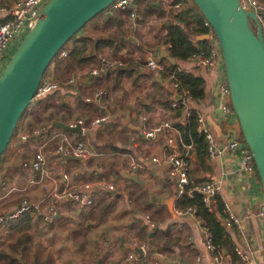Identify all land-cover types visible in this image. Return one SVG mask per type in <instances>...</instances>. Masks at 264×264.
Here are the masks:
<instances>
[{
  "label": "crops",
  "instance_id": "obj_1",
  "mask_svg": "<svg viewBox=\"0 0 264 264\" xmlns=\"http://www.w3.org/2000/svg\"><path fill=\"white\" fill-rule=\"evenodd\" d=\"M181 4L174 9L171 7L172 0H157L155 6L159 5L166 13H176L181 10ZM137 7L136 3L137 19L133 28L127 18L129 34L138 35L139 28L151 21H159L150 18V21L140 24ZM160 21L163 22V20ZM162 26L161 23L159 28L161 29ZM128 38L132 39L133 42L130 41L132 46L143 49L142 55L150 53L159 61L160 50H164L167 54L162 45L145 48L140 35L136 36L137 39L140 38L139 42L133 37ZM156 39L152 36L153 42ZM201 41H206V39L203 36H194L191 40L194 45ZM133 49L131 47L122 50L120 56L128 57V60L138 58L139 55ZM104 54V56L107 55V53ZM176 65L181 71L204 78V97L196 104V107L215 139L224 141H215V144L225 145L236 133L226 130L220 123L223 117L215 107L216 78L188 60L183 63L176 62ZM215 67H219L218 72L220 73L221 70L223 74L220 61ZM126 68L128 72L119 80V87L110 91L100 87L105 83L101 77L111 74L110 72L95 78L88 77L86 71H78L69 73L62 82H59L53 74L56 83L62 85L65 91L62 89L59 95V102L63 107H57L58 102H55L53 107L56 108L51 109L53 113L51 121L66 125L81 121L82 135L77 137L73 133L64 132L56 127L48 128V123L46 132L38 134V136L47 137L44 143H38L36 140L35 143L29 144L34 146L35 152L38 147L43 146L44 173L37 171L38 177L28 178L25 187L14 188L12 182L7 194L0 196V201L10 197L6 200L9 202L20 193L18 197H21V201L25 200L30 206L29 209L33 211L31 224L27 227V232L31 234V237L35 224L42 228V237L45 235L49 240L54 239L56 235H62L61 237H65L67 244L77 245L79 249L85 251L84 259L78 264H152L155 260L157 264H237L238 259L233 254V248L239 249L246 256L248 264H264V221L255 215L257 205L264 200L260 198L261 190L257 178L241 170L238 153L224 151L217 153L215 160L210 162L207 159L203 167L189 162L192 177L206 181H220L219 196L229 204L232 214L239 221V232L234 229H225L231 242V253L222 247L218 248L220 259L218 263H213L204 250L203 239L206 232L201 222L188 214H174L175 181L166 175V170L168 169L167 158L172 154H180L174 145V135L177 133L173 134L171 131L164 130L161 135L151 141L137 140L135 145L129 142V138L137 136L143 125L154 127L167 120L168 115L164 105L172 100L173 92L165 83L163 76L146 73L142 58L129 62ZM69 79H73V84L68 85ZM92 92H104V94L99 99H92ZM86 99L88 100L85 101ZM82 100L83 103L90 105L82 104L80 102ZM51 110L42 109L40 114L51 113ZM99 112L105 113L108 118L104 123L91 126V119L97 117ZM29 114L35 115L33 112ZM142 116L146 118L143 124L140 122ZM230 118L232 122V117ZM184 119L182 116V120ZM210 123L219 128L223 138L216 136L212 127L209 126ZM63 137L71 143L78 140L83 141L91 155L84 160H68L66 157L52 156L50 151L62 143ZM31 139L29 137L22 143L28 144ZM169 139H173V143L167 144ZM187 151L189 153L191 151L189 146L182 154ZM150 159H155V162H151ZM29 164L30 160L27 162V169H30ZM130 164H135L137 167L130 170ZM68 166L79 168V170L74 175L66 172L53 173L57 167L67 169ZM12 170L10 176L14 181L17 174ZM134 170L137 180L142 182L141 185L126 179L121 174L124 172L130 175ZM62 175L67 177L66 182L62 181ZM100 181L111 184L114 189L111 192H104L92 187L93 204L91 206H82L68 198L53 197V188L58 193L64 186H78L82 183L95 185ZM36 193L37 200H39L34 206L30 204V201H33ZM138 225H143L147 229V234L158 231L160 235L162 234L161 236L167 235L168 250L149 251L146 241L138 240L132 230V227ZM131 243L143 245L146 253L138 257L129 248ZM130 252L135 254V259L131 261L127 259ZM51 259H46L47 264H63V259L60 257ZM29 260L30 253H28L26 262ZM41 261L45 260L41 259ZM19 264L23 262L19 260Z\"/></svg>",
  "mask_w": 264,
  "mask_h": 264
},
{
  "label": "trees",
  "instance_id": "obj_2",
  "mask_svg": "<svg viewBox=\"0 0 264 264\" xmlns=\"http://www.w3.org/2000/svg\"><path fill=\"white\" fill-rule=\"evenodd\" d=\"M13 1L14 0H0V5L9 8ZM156 2L157 0L137 1V11L140 17V24L148 22L150 18H155L159 21L163 20V26L159 29L160 33L155 40V45H162L164 48L169 45V47L166 48L167 55L175 62L174 64H168L164 59L159 60L165 69L164 77L172 76L179 87L188 92L190 98L188 116L185 117L184 120H182L181 107L172 109L169 107V102L164 105L166 114L168 115L166 121L169 122L171 130L177 133L174 135V145L178 152H180L179 156L185 158L188 163H196L200 167H203L204 163L207 161L206 142L203 136L197 133L195 129V119L199 111L196 105L194 106L193 104L196 101H202L205 93V80L201 76H195L191 73L179 70L176 62L183 63L187 61L190 54L196 51V48L197 50L207 48L206 41L198 42L196 45L191 42L192 37L194 36H204L207 33V29L203 26L204 20L201 14L190 0H183L180 6L181 10H178L176 13H166L165 10L159 7V5L155 6ZM107 11L108 8L106 11H103L90 19L52 58L47 70L50 69L52 75L54 74L59 82H62L69 73H76L78 71L87 72L90 68L99 67L100 64L98 57L100 55L104 56V53H107V57L105 56L106 58L117 59L122 61V63H125L124 69L110 72L111 74L101 77L103 81L105 80V83L101 84L100 87L110 91L119 87V80L126 76L125 73L128 72L126 71L127 64L131 61H138V58H141L143 49L141 47L132 46L131 42L128 41V37H133L136 40V36L138 37V35L135 33L129 34V31L127 30V12L110 10L108 13ZM138 39L137 42H139ZM131 47L134 48L133 51L140 57L138 56V58L134 60L131 58V60H128V57L122 58L120 52ZM63 52L64 56L61 57L60 53ZM62 89L65 91L62 85L60 86L59 84L58 88L49 93L46 97L40 100L31 101L29 106L20 116L11 138L0 156V168L9 143H11L17 130L21 127L20 122L24 115L33 112L35 114L37 113L38 116H43L40 114V111H42V109L51 110L56 108L53 107L55 102H58L57 107H63L59 102V95ZM75 101H78L77 98H75ZM80 102L87 106L90 105L89 103H83V100ZM43 119L46 123V125H44L46 128L47 124L53 119L52 110L51 113L45 114ZM25 126L27 129L26 134L30 135L31 138L36 139L38 143H42L46 140L47 137L45 136L32 135L33 124H31V122H27ZM237 138L243 143L241 136ZM187 146L191 148L190 153L187 151L182 154ZM28 161L29 159L27 160L24 155L21 156V163L16 169V173L20 172V178L18 179V182L20 183L16 182L17 187L25 185L28 178L36 179L38 177L37 171H34L31 168H26ZM192 174V169L190 168L189 180H191L192 183L206 181L192 177ZM11 184L12 178L10 172L5 170L0 176V196L5 195ZM17 201L18 199L14 198L5 203L4 210L6 212H3V210L0 212V215L13 211L16 205L20 203ZM174 204V207L179 210L194 208L195 217L203 224V228L210 236L212 244L217 248H224L228 253L232 252L231 242L220 222V219L222 218V208L219 197H215L213 201V209L211 210H208L203 206L200 196L195 193L190 197L185 194L181 195L179 198L175 199ZM108 209H110V207ZM32 212V209H29L16 218L5 220L0 224V244H4V246H0V264H19V260L23 262V264H47V260H45L46 262L41 261L36 252H34L30 257V260L26 262L28 253H30L29 246L31 239V234L27 232V227L31 224ZM132 230L135 232L138 240L146 241L147 249L149 251L168 250L167 243L169 240L167 235L161 236L162 234L160 235V232L158 231L147 234V229L143 225L134 226L132 227ZM165 237L166 239L164 240Z\"/></svg>",
  "mask_w": 264,
  "mask_h": 264
},
{
  "label": "water",
  "instance_id": "obj_3",
  "mask_svg": "<svg viewBox=\"0 0 264 264\" xmlns=\"http://www.w3.org/2000/svg\"><path fill=\"white\" fill-rule=\"evenodd\" d=\"M115 0H47L33 27L28 30L0 75V156L14 128L33 100L38 84L52 58L63 45L94 16L106 11ZM213 32L221 59L223 78L228 88L232 116L237 122L245 147L252 156L256 178L264 200V44L252 12L245 11L238 0H190ZM251 23L255 31L251 29ZM207 39L206 36H203ZM132 41L131 38H128ZM133 42V41H132ZM158 59L168 64L174 60L164 50ZM171 99L178 100L176 93ZM216 136L223 138L213 123ZM77 137L79 125L69 127L50 121ZM68 160L77 158L66 157ZM126 179L139 185L136 171ZM138 257L142 251L131 247Z\"/></svg>",
  "mask_w": 264,
  "mask_h": 264
},
{
  "label": "built area",
  "instance_id": "obj_4",
  "mask_svg": "<svg viewBox=\"0 0 264 264\" xmlns=\"http://www.w3.org/2000/svg\"><path fill=\"white\" fill-rule=\"evenodd\" d=\"M47 0H16L14 4H12L9 8H5L0 5V61L5 57L6 51L9 49L10 44L14 41L15 37L21 32L25 33L30 30L35 24L39 12L43 5ZM139 0H115L109 7L108 13L110 10H120L127 12V18L131 22L132 28L135 25V20L137 19L136 13V3ZM183 0H172V8L177 9ZM239 5L242 9L248 12H252L255 16L257 25L260 28V35L262 38V42L264 44V0H238ZM174 3V4H173ZM203 26L207 29V33L204 35L207 37V48L203 50H197L190 54L188 57V61L192 62L196 67L203 69L210 74L212 69L215 66H218L220 59L219 49L216 40H212L210 38L211 29L209 25L204 21ZM251 26H254L251 23ZM169 45L166 46L168 48ZM165 48V49H166ZM60 56H64V52L60 53ZM99 59V67L90 68L87 71L88 77H100L109 72H115L124 68V64L122 61L117 59H108L102 55L98 57ZM142 62L144 64L146 73H151L156 76H163L165 83L168 85L170 90L173 93H176L178 96V100H170L169 107L174 109L181 107L182 108V116L185 118L188 116V109L190 98L189 94L186 90L179 87V85L175 82L172 76H165V69L163 64L157 61L154 56L150 53H145L142 58ZM73 79L68 80V85L73 84ZM217 83V93L215 99V107L221 113L222 117L229 119L232 116V111L229 105L227 104L228 100V88L226 82L223 78V74H220L216 77ZM58 88V84L54 80L51 70L46 71L35 91L33 100H40L46 97L49 93L55 91ZM104 92L92 93V99H99ZM86 99L85 101H87ZM199 101L194 102L196 105ZM108 116L99 112V115L96 119L92 120L90 125H99L104 123ZM146 118L144 116L140 117V122L145 123ZM196 131L201 134L206 142V152L207 159L212 162L215 160L217 153L226 152V153H238V157L240 160L241 170L248 175H254L255 169L252 161V156L248 149L245 147L244 143H241L236 134L232 136L228 143L225 145H216L215 137L209 130V127L205 124L204 118L201 114H197L196 119ZM79 125L82 132V123L81 121H76L74 123H69L67 126L74 127ZM171 131L172 133H176L171 130V126L168 121H163L154 127L142 126L137 136L130 137L129 142L132 145L136 144L137 140L141 141H151L157 138L159 135L163 133V131ZM46 132V128H40L32 132V135H38L40 133ZM30 135L24 134L18 137L19 142H25ZM50 141V139H49ZM44 143V142H43ZM173 143L171 139L167 141V144ZM52 156L57 158H77L78 160L86 159L91 153L86 149L83 141L78 140L71 143L67 138H62V143L50 151ZM146 160V159H145ZM151 162H155V159H150ZM168 169L166 170V175L169 178L174 179L175 181V199L179 198L181 195L185 194L190 197L193 193L198 194L200 196V200L205 208L208 210L213 209V201L215 197L220 198L221 208H222V218L220 222L224 229H234L236 232H239V221L232 214L231 208L229 204L221 199L220 194V186L221 183L219 180H207L205 182L192 183L189 180V172L190 165L185 158L180 157L177 154H172L167 158ZM45 164V158L43 153V146L38 147L37 151L33 155L30 160V168L34 171H39L41 174L44 173L43 166ZM137 166L134 164H130L129 169L132 170ZM63 182L67 181V177L65 175L61 176ZM92 187H96L99 190H103L104 192L113 191V186L111 184L105 183L104 181H100L95 185L89 183H82L78 186L66 187L64 186L60 192H56L55 188L52 189L53 197L56 199H64L68 198L82 206H91L93 204V197L91 195ZM30 206L25 202L21 201L13 211L9 213H3L0 215V224L5 220H11L21 215L22 213L28 211ZM255 215L259 219L264 221V202L257 205L255 209ZM175 215H191L195 217V209L194 208H186L184 210L174 209ZM196 218V217H195ZM148 222V220H147ZM203 226V224L201 223ZM206 232V230H205ZM204 250L209 255L210 260L213 263L219 262V249L214 246L211 242L210 236L205 233L204 239ZM138 247L142 254L144 255L145 247L143 245H136L131 243L129 248ZM233 254L238 259L237 264H248L246 256L237 248H233ZM127 259L129 261L135 259V254L130 252L127 255ZM156 261V260H155ZM152 262V264H157V262Z\"/></svg>",
  "mask_w": 264,
  "mask_h": 264
},
{
  "label": "rangeland",
  "instance_id": "obj_5",
  "mask_svg": "<svg viewBox=\"0 0 264 264\" xmlns=\"http://www.w3.org/2000/svg\"><path fill=\"white\" fill-rule=\"evenodd\" d=\"M161 23H163V22L162 21H151L146 26L141 27L137 30V33H138V35H140L141 40H142L145 48H151V47L155 46V41L153 42L152 36H155V39H156V36L160 33L159 32V29H160L159 26ZM251 29L253 31H255V28L253 26H251ZM24 35H25V32L21 31L15 37L14 41L10 45L7 56L4 59H2V61H0V75L3 72L4 68L6 67V65L8 64L10 56L13 55V53L17 49L18 45L22 41ZM210 38L212 40L215 39L213 32H211ZM141 58H143V55L141 56ZM218 61H220V60H218ZM218 69H220V68L214 67L209 75L214 76L216 78L221 73V70L219 73ZM48 71H50V69L47 70V72ZM87 79L90 80L91 78H87ZM228 102L229 101H227V104H228ZM29 113H26V115H24V117L22 118V120L20 122L21 127L16 132L17 136L15 138H13L11 140V143H9V145H8V148L4 154L3 163H2L1 168H0V176L4 173L5 170H8L10 172L13 169L12 171H16L19 164L21 163V156L22 155H24L27 158V160L28 159L31 160L33 155L35 154L34 146H31L29 144L35 143L36 139L32 138L30 140L31 142H28V144L20 143L19 141H17L19 136L27 133V129L25 126V124L27 122H31V124H33V131L40 129V128H43L44 125H46V123L43 119L44 115L43 116H41V115L38 116L37 114L30 115ZM96 118L97 117H94L91 120H94ZM230 119L231 118L227 119V118L223 117L220 120V123L222 124V126L226 130L234 131L236 133L237 137L241 136L239 133L240 131H239L237 122L235 121L234 118H232V122L230 121ZM216 142H224V141L216 139ZM222 144H224V143H222ZM120 162H119V166H120ZM205 168H206V166H205ZM78 170H79V168H73L72 166H68L67 169L57 167L54 169L53 173L56 174V173H60V172L61 173L66 172L68 174L74 175L77 173ZM16 174L17 175H16L14 181L12 179L14 188H17L16 182L20 183V182H18V179L20 178V172H17ZM91 184H93V183H91ZM19 187H25V186L23 185V186H19ZM7 192L5 194H7ZM19 194H17L15 197H13V199L14 198L18 199L17 202H20L22 200L21 197H18ZM7 198L9 199L10 197H7ZM7 198H5V200L3 199L0 201V210L1 211H3L5 208L4 205H5V203H7V201H6ZM37 198L38 197H37V193H36L33 201H30V204L36 206L38 203V200H39V199L37 200ZM260 198H261V200L263 199L262 194H260ZM33 223H36V222L33 221ZM33 226H35V227L33 229V235L30 239V246H29L30 247V250H29L30 251V257L32 256V254L34 252H36L37 255L40 257V259H43V260H46L49 258H50V260H52L51 258L60 257L61 259H63V261H62L63 264H78V263H80V260L84 259L85 251L79 249L77 247V245L67 244L66 239H64L65 237H61L62 235H56V237L54 239L49 240L48 238H46L45 235L42 237L43 234H42V228L41 227H38L37 224H35ZM0 246L2 247V246H4V244L1 243ZM54 251H55V253H54Z\"/></svg>",
  "mask_w": 264,
  "mask_h": 264
}]
</instances>
